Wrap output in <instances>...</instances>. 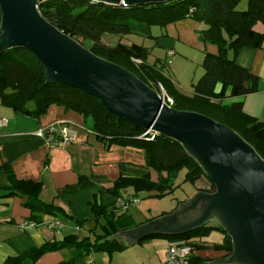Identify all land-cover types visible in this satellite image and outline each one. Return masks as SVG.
Returning a JSON list of instances; mask_svg holds the SVG:
<instances>
[{"label":"trees","instance_id":"trees-1","mask_svg":"<svg viewBox=\"0 0 264 264\" xmlns=\"http://www.w3.org/2000/svg\"><path fill=\"white\" fill-rule=\"evenodd\" d=\"M240 1L168 0L143 5H120L92 0H38V12L47 23L95 57L121 67L158 94L162 90L166 98L171 100L170 104L167 103L170 108L206 116L232 130L264 162V122L244 112L240 101L257 92L259 79L235 61L241 49L256 50L263 43V35L254 27L264 22V0H247L246 9L238 11L236 7ZM186 19L200 24L197 38L204 47L213 45L217 48L216 54L205 50L201 62L203 73L192 84L190 93L181 92L172 79L164 75L161 63L165 61L163 64L168 65L170 62L167 58H157L150 64L147 62L150 48L122 43L123 37L129 35L157 39L152 34V28L165 29L168 25ZM1 20L0 10V34ZM104 35L118 37L116 44L107 46L102 43ZM228 100L231 101L227 103ZM0 105L35 118L46 114L52 106L62 107L64 111L73 112L84 122H89V127L85 125V129L96 137L105 151L117 147L140 152L144 158L143 165L127 162L118 165L119 176L108 189L114 196L128 188L134 191L135 196L141 192L156 198L170 195L173 190L172 179L182 168L186 169L184 181L192 185L202 177L208 179L178 142L152 130L140 138L143 129L114 116L95 97L64 84L47 83L42 63L23 48H12L0 55ZM3 170L10 184L7 195L24 199L31 222L41 223L45 214H63L58 207L39 203L41 183L16 179L7 165L3 166ZM151 170L157 174L156 181L151 179ZM209 182V188L203 191L211 194L215 192V187ZM124 203L127 205L129 202ZM119 209L93 201V218L78 222L77 233L67 235L60 241L45 242L39 248L8 258L4 264L32 263L46 253L62 249H73L78 254H112L120 251L123 246L113 239L117 233L114 221L125 212ZM214 232L222 235L221 243L204 244L202 240ZM162 237L169 242L183 241L192 251L211 249L224 252L223 257H229L232 253L231 239L218 224L208 223L182 235ZM210 262L193 254L184 260V264ZM59 264L74 263L69 261Z\"/></svg>","mask_w":264,"mask_h":264},{"label":"water","instance_id":"water-1","mask_svg":"<svg viewBox=\"0 0 264 264\" xmlns=\"http://www.w3.org/2000/svg\"><path fill=\"white\" fill-rule=\"evenodd\" d=\"M143 5L168 0H98ZM0 55L12 48L32 53L44 66L47 83L81 90L116 116L178 142L215 187L197 191L172 214L120 231L131 246L152 235H182L215 221L232 242L229 257L209 264H264V162L235 132L193 112H179L121 67L95 57L47 23L38 0H0ZM201 210L192 220L190 211ZM214 215V217H213ZM214 219V220H213Z\"/></svg>","mask_w":264,"mask_h":264},{"label":"crops","instance_id":"crops-1","mask_svg":"<svg viewBox=\"0 0 264 264\" xmlns=\"http://www.w3.org/2000/svg\"><path fill=\"white\" fill-rule=\"evenodd\" d=\"M200 27V24L189 19L178 21L163 29L166 30L165 33L161 31L158 34L156 44L160 38L165 39L164 37L171 36L170 40L172 41L166 44L167 48L171 47L166 50L168 55L175 53L173 48L176 47V40L181 44H189L199 49L202 55L205 50L216 54L215 46L204 47L198 41L197 30ZM254 29L263 35L261 47L256 50L241 49L236 55L235 61L240 67L248 69L259 79L257 92L241 98L242 109L247 114L264 122V22L257 23ZM166 57H168L167 54ZM176 88L184 91L179 82ZM184 93H190V90ZM229 101L231 100H228L227 103ZM0 117L8 120L7 124L0 127V264H4L8 258L17 257L33 248H39L45 242L60 241L67 235L77 233L78 222L92 220L91 203L93 201L102 206H116L125 211L114 221L117 233L113 239L121 243L122 250L112 254L105 252L78 254L73 249H62L46 253L35 262L25 261L22 264H59L69 261L74 264H163L169 241L162 236L169 235L158 234L161 236L160 238L154 237L157 235L138 238L135 243L129 246L125 239L119 235L120 231L138 228L153 219L141 222L137 211H129L130 207L139 205L137 196L132 194L129 188L125 189L123 194V190H121L118 196L110 194L108 190L119 176L118 165L132 162L119 161L116 164L114 159L113 162H108L107 155L104 154L113 150H115L113 152L127 150L130 152L129 154L134 151L141 154L140 152L117 147L105 151L96 137L85 129V124L83 125L79 115L66 112L59 106H52L46 114L35 118L0 105ZM64 122L84 126V129L74 131L75 137L72 144L49 146L43 138L36 136L39 129ZM107 163H110L112 168L110 173L99 169L100 166ZM4 165L10 167L18 180L41 183L39 203L58 207L63 211V216L45 214L41 223L35 224V226H23V224L31 222L29 220L30 212L25 207L22 197L7 195L10 184L3 170ZM194 186L196 188L192 196L197 191L204 192L199 190L200 188L196 184ZM131 198L137 202H130ZM120 201L129 203L127 205L125 203L126 206L122 207L119 205ZM186 201L184 200L182 203ZM170 214L172 212L165 215ZM54 220L60 222L62 225L60 231L62 233L66 231V233L58 235V229L49 228L48 223ZM202 241L204 244L212 245L213 243L219 244L222 240L214 242L206 238ZM191 254L211 261L221 259L225 255L224 252H215L211 249L196 250Z\"/></svg>","mask_w":264,"mask_h":264},{"label":"rangeland","instance_id":"rangeland-1","mask_svg":"<svg viewBox=\"0 0 264 264\" xmlns=\"http://www.w3.org/2000/svg\"><path fill=\"white\" fill-rule=\"evenodd\" d=\"M246 7H247V0H241L238 6L236 7V10L244 11ZM151 31L152 34L157 37L161 31H164L165 33L166 30H163L162 28L159 27H154L151 29ZM164 38L165 39L160 38V41L158 42V44H156V39L129 35L123 37L122 43L124 44L135 43L137 45L150 48V54L147 58V62L150 64L154 63L155 59L157 58L162 60H165V58H167V60L170 62L168 65L163 64L165 63V61L161 63V67H163L164 75L170 77L176 86L179 82V84L184 89V91L181 92L184 93L185 91L188 90H190L191 92L192 90L191 84L197 82V80L200 78V76L203 73V68L201 67L203 55L199 49L189 44H181L178 40H176L177 42V44H175L176 47L173 48V51L175 53L173 54L169 53L168 55V53H166V50L168 48L171 49V47L167 48L166 44L172 41L170 40L172 37L166 36ZM117 39L118 37L104 35L101 41L107 46H113L116 44ZM166 54L168 57H166ZM160 92H162V90ZM82 122L83 125L85 124L87 128L89 127L88 121L84 122V120L82 119ZM70 128L74 131H79L82 128L84 129V126L71 123ZM113 151L108 154H104L107 155L106 157L108 162H113L114 159L116 164L119 161H129L134 164H144V158L142 154H139L135 151L131 152V154H129L130 152H128L127 150H123V151L117 150V152H113ZM109 164L110 163H107L104 166H100L99 169L110 173L112 168L111 165ZM185 174H186L185 168H182L176 173V175L172 179L173 190L170 195L156 198V197H151L152 195L149 196L145 192L136 194L139 205L130 207L129 211L131 212L137 211L139 213L138 217L139 220H141V222L147 219H154L160 217L162 215L168 214L169 212H173L176 208L179 207V205L182 202H184V200L186 201L188 199L187 198L188 196L192 197V194L194 193L196 188L194 185L184 181ZM151 179L153 181L157 180V174L153 170H151ZM208 183H210L209 180L206 179L205 177H202L200 180H198L196 186L200 188L199 190H207L209 188ZM124 190L122 194L125 192ZM130 191L132 192V194H135L134 191H132V189H130ZM209 224L216 225L217 223L215 221H212ZM61 228L57 230L58 235H62L63 233H66V231H63L62 233V231H60ZM207 239L212 240L214 242H220L222 240V236L220 233L214 232ZM208 243L212 244L211 242Z\"/></svg>","mask_w":264,"mask_h":264},{"label":"built area","instance_id":"built-area-1","mask_svg":"<svg viewBox=\"0 0 264 264\" xmlns=\"http://www.w3.org/2000/svg\"><path fill=\"white\" fill-rule=\"evenodd\" d=\"M92 1L98 2L97 0H92ZM120 5H125V4H120ZM165 99H166L165 101L166 104L171 103V100L169 98H166V95H165ZM6 122H7L6 119L0 118V127L3 126ZM70 124L71 123L69 122H64V123H58L57 125H51L45 129L38 130L36 132V136L43 138L45 142L47 143V145L49 146H52V145L67 146L74 142V137H75L74 130H72L69 126ZM149 131L150 130H145L144 133L140 136V138L147 136L150 133ZM129 201L132 203L137 202L135 199H130ZM119 205L122 207L126 206L123 201H120ZM26 225L35 226V223L29 222V223L23 224V226H26ZM48 226L49 228L53 230H57L62 227L58 220H54L48 223ZM191 252H192L191 247L185 242L180 241V240L171 241L168 244L166 256H165V260L163 264H183L185 258L189 254H191Z\"/></svg>","mask_w":264,"mask_h":264},{"label":"flooded vegetation","instance_id":"flooded-vegetation-1","mask_svg":"<svg viewBox=\"0 0 264 264\" xmlns=\"http://www.w3.org/2000/svg\"><path fill=\"white\" fill-rule=\"evenodd\" d=\"M200 214H201V210L190 211L186 214V217L183 220H192L193 218L198 217Z\"/></svg>","mask_w":264,"mask_h":264}]
</instances>
